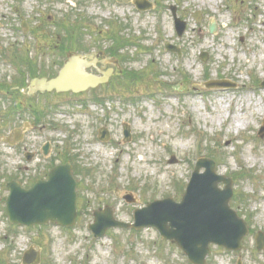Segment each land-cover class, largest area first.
Instances as JSON below:
<instances>
[{"label": "rangeland", "instance_id": "obj_1", "mask_svg": "<svg viewBox=\"0 0 264 264\" xmlns=\"http://www.w3.org/2000/svg\"><path fill=\"white\" fill-rule=\"evenodd\" d=\"M148 1L153 8L138 13L131 4L115 0H0V85L14 86L15 78L24 77L20 70L27 71L26 60L17 65L8 57L17 52L34 65V75L56 74L60 61L66 60L55 49L64 33L73 40L71 49L82 51L86 43L90 50L97 46L92 52L104 57L117 41L118 54L125 58L115 62L116 78L108 88L80 96L33 97L31 104L58 105L47 108L46 119L35 124L26 121L32 119L31 112L21 113L16 126L11 119L3 123L13 97L0 92L3 262L19 264L23 252L37 244L42 248L41 264H190L153 228L109 229L94 239L88 226L92 212L99 208L110 207L116 220L132 223L133 212L150 202L166 198L179 202L197 159L209 158L215 161L218 175L233 181L230 207L247 223L249 233L237 252L211 245L205 264H237L238 260L264 264V253L256 250L253 240L256 233L264 234V136H258L264 120V88L260 87L264 0ZM170 7L185 22L180 37ZM22 19L29 27L43 28L23 36ZM79 19L83 25L76 35ZM211 23L216 25L213 34L208 32ZM35 38L47 40L48 46H36ZM166 44L177 47L180 57L166 51ZM202 54L205 61L200 59ZM98 70L95 66L88 71L96 74ZM124 72L131 77L134 72L141 74L131 81L122 78ZM217 80L235 87L205 88L207 82ZM95 96L104 102L99 104ZM26 123L31 126L26 133L28 149L34 142L51 141L57 147L54 154L74 157L83 170L77 178V217L69 228L47 224L17 229L9 224L5 184L12 179L30 181L43 164L39 163L36 173H25L20 168L28 166L25 157L15 156L1 142L17 125ZM123 125L131 135L127 142ZM101 129L109 134L105 142L98 140ZM172 156L175 164L169 163ZM126 195L132 204L124 201Z\"/></svg>", "mask_w": 264, "mask_h": 264}, {"label": "water", "instance_id": "obj_2", "mask_svg": "<svg viewBox=\"0 0 264 264\" xmlns=\"http://www.w3.org/2000/svg\"><path fill=\"white\" fill-rule=\"evenodd\" d=\"M139 10L149 9L146 1H135ZM178 36L185 29V23L173 13ZM25 27V25H23ZM214 32V25L209 27ZM166 50H174L166 48ZM94 63L93 56L71 55L58 76L46 80L35 79L31 82L30 93L36 91H56L79 93L99 84L106 83L112 70L102 73V77L85 72V68ZM264 87V82L261 84ZM209 88L232 87L226 81L211 82ZM107 136V133H104ZM125 135H128L125 133ZM259 135L264 136V126ZM46 150V148H45ZM171 163H175L172 159ZM204 168L203 174L199 169ZM46 181H38L32 188L25 190L16 182L7 183L9 196L6 199L7 214L12 223L25 226L41 225L47 222L69 226L74 223L75 182L68 164L53 168ZM224 183L220 190L217 186ZM232 181L215 173V163L201 159L192 175L189 185L180 203L165 199L148 204L134 214V224L115 221L111 212H94V223L89 226L95 237L104 235L108 228L154 227L161 237L174 242L192 264H205L209 245L216 244L226 250L238 251L242 248L243 238L248 234L247 224L229 207L232 197ZM257 250L264 252V234L254 237ZM40 251L31 247L22 257V264H39Z\"/></svg>", "mask_w": 264, "mask_h": 264}, {"label": "flooded vegetation", "instance_id": "obj_3", "mask_svg": "<svg viewBox=\"0 0 264 264\" xmlns=\"http://www.w3.org/2000/svg\"><path fill=\"white\" fill-rule=\"evenodd\" d=\"M34 31H35V28L34 27H30L29 29V33L30 34H34ZM37 38L34 39V42L36 43V46H47V40L45 39H38L36 40ZM98 68H102V65H98ZM45 95H50V94H40V93H36V94H33L31 96V98L29 99V103L31 104V101L33 100V97L35 96H45ZM54 97V96H53ZM41 104L40 101L37 102V104L35 103V106L38 107L39 105ZM46 104H43L42 107H44ZM39 117H42V113H39L38 115ZM18 129V127H17ZM27 129H26V126L23 125L21 127V133H18L15 135V134H11L10 137L7 139V142L11 143L12 144V149L14 151V153L16 155H19L21 153H23L24 155H28V156H31L32 157V163L30 164L31 167H34L36 168L37 167V161L38 159L36 158H39L40 156H42V147H41V144H37V142H34L31 144V148L28 149V138H26V133H27ZM50 147H51V153L54 151V146L52 144H50ZM36 159V160H35ZM31 167L29 168V171L31 169ZM33 168V169H34ZM46 169V167H45ZM44 169V170H45ZM49 168H47L44 172L41 173V176L40 178H45L46 177V172ZM27 171V172H29ZM24 185L28 186L30 184H28L27 182L23 183Z\"/></svg>", "mask_w": 264, "mask_h": 264}, {"label": "trees", "instance_id": "obj_4", "mask_svg": "<svg viewBox=\"0 0 264 264\" xmlns=\"http://www.w3.org/2000/svg\"><path fill=\"white\" fill-rule=\"evenodd\" d=\"M73 50H75V48H73ZM66 51H72L70 49V45H66ZM10 55H11V57L14 58V61L17 60L18 63L15 61L17 65L22 64V62H24V60H26L25 64L27 65V67H26L27 71L20 70L21 74L24 76V77L21 76L22 79L19 80V83L21 85H24L25 81H27L29 78L38 77V74L34 75V73H35V70L33 68L34 65H31V63L28 61V59L24 58L23 56L18 55V53L17 54L12 53ZM22 58H24V59H22ZM120 60H124V59H120ZM24 78H25V81H24Z\"/></svg>", "mask_w": 264, "mask_h": 264}]
</instances>
